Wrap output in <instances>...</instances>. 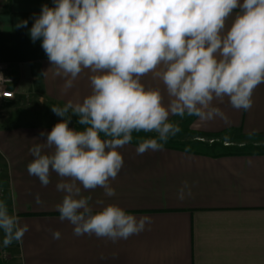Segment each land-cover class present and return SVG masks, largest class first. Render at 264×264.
Here are the masks:
<instances>
[{"label": "crops", "instance_id": "1", "mask_svg": "<svg viewBox=\"0 0 264 264\" xmlns=\"http://www.w3.org/2000/svg\"><path fill=\"white\" fill-rule=\"evenodd\" d=\"M43 5L53 7L54 0H10L0 15V65L16 80L15 99L0 113V201L21 226H29L22 241L7 247L0 230V249L9 254L5 264H264V150L213 153L212 146L197 141L236 134L227 143L264 146V83L255 88L248 110L233 108L225 97L213 101L221 114L212 119L170 115L169 122L180 130L159 141V150L138 154L143 139L136 138L119 148L124 163L110 181L114 196H106L99 187L82 189V195L91 196L94 210L114 204L137 219L147 217L139 233L115 242L94 234L77 236L70 222L59 219L56 205L64 195L56 188L60 177L51 173L44 187L29 175V149L44 142L62 121L51 107L82 103L91 94L93 73L83 70L73 87L63 90L65 78L54 74L42 41L30 37ZM238 12L226 20V30ZM24 20L27 26L18 27ZM141 82L146 88H159L163 103H169L161 80L150 73ZM68 118L70 128L84 129L71 109ZM149 135L158 139L156 132ZM54 231L59 239L53 238Z\"/></svg>", "mask_w": 264, "mask_h": 264}, {"label": "clouds", "instance_id": "2", "mask_svg": "<svg viewBox=\"0 0 264 264\" xmlns=\"http://www.w3.org/2000/svg\"><path fill=\"white\" fill-rule=\"evenodd\" d=\"M30 37L42 41L54 74L65 78V92L83 70L93 73L92 92L82 103L51 107L63 119L29 149L33 159L27 165L44 187L51 173L60 177L59 219L70 222L77 236L115 242L144 229L147 217L137 219L114 204L94 210L91 196L82 195V189L98 187L115 195L110 181L124 163L118 149L132 141L133 132L158 133V139L139 143L138 154L159 150V141L180 130L170 115L212 119L221 114L213 101L225 97L233 108L248 110L255 88L264 83V0H54L53 7L42 6ZM150 73L165 85L167 105L159 88L141 82ZM70 109L83 130L69 127ZM35 200L42 203L39 194ZM0 230L7 247L22 241L29 226H21L0 201Z\"/></svg>", "mask_w": 264, "mask_h": 264}, {"label": "built area", "instance_id": "3", "mask_svg": "<svg viewBox=\"0 0 264 264\" xmlns=\"http://www.w3.org/2000/svg\"><path fill=\"white\" fill-rule=\"evenodd\" d=\"M10 6V0H0V15ZM16 80L14 75L7 73L3 65H0V113L4 108L15 99ZM204 141V140H201ZM214 140L210 141L213 144ZM2 187L0 185V199L2 196ZM9 260V254L6 250L0 249V262L6 263Z\"/></svg>", "mask_w": 264, "mask_h": 264}, {"label": "rangeland", "instance_id": "4", "mask_svg": "<svg viewBox=\"0 0 264 264\" xmlns=\"http://www.w3.org/2000/svg\"><path fill=\"white\" fill-rule=\"evenodd\" d=\"M74 121L76 123H78V117L74 116ZM86 126H83V128H85ZM142 131L141 132H133V139H150L152 138L151 135L147 136L148 134H150L151 132L145 133L146 135L142 136ZM236 136V134H226L222 137H220L219 139L222 140L223 142L221 144H210V138H203V137H198L197 141H199L200 143L204 144V147H208V146H212L210 149L212 150L213 153H222L225 150L226 151H232V152H239V151H257V150H264V146L262 147H255L252 144H247L246 146H234L230 143H227V141L232 140L234 137ZM204 140V141H201ZM218 141H216L217 143ZM208 145V146H207ZM209 148V147H208ZM229 149V150H228ZM0 264H5L0 262Z\"/></svg>", "mask_w": 264, "mask_h": 264}, {"label": "trees", "instance_id": "5", "mask_svg": "<svg viewBox=\"0 0 264 264\" xmlns=\"http://www.w3.org/2000/svg\"><path fill=\"white\" fill-rule=\"evenodd\" d=\"M224 136L223 134H216V135H210L209 138L210 140H214V143L213 145L217 144L216 141L219 140L220 137ZM229 150V149H228ZM257 151H260L262 152L263 150H257ZM233 152L232 151H224L223 154H232Z\"/></svg>", "mask_w": 264, "mask_h": 264}]
</instances>
